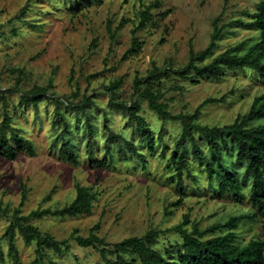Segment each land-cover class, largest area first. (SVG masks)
<instances>
[{"label":"rangeland","instance_id":"obj_1","mask_svg":"<svg viewBox=\"0 0 264 264\" xmlns=\"http://www.w3.org/2000/svg\"><path fill=\"white\" fill-rule=\"evenodd\" d=\"M152 1L0 0V90L8 97L12 125L32 141L35 150L33 155L18 151L12 159L0 156V207L17 206L22 185L27 188V198L22 205L25 214L37 208L69 204L75 198L76 185L91 187L95 193L87 212L32 219L42 232L68 241V250L60 253L46 250L41 264H48L49 259L58 264H104L94 248L78 245L71 236L74 229L77 234L87 236L96 223H99L98 235L110 243L143 235L151 229L158 230L161 234L157 247L162 250L181 241L172 227L182 223L186 214L188 220L184 227L188 230L194 224L205 228L223 223L230 216L251 214V218L241 220L235 228L240 244L253 238L264 239L262 218L248 199L249 184L244 186L246 198L242 202L234 201L227 194L219 196L216 189L208 186L203 168L191 162V173L196 181L185 177V190L181 192L168 168L173 141L180 133L179 123L165 122L163 145L157 140L163 121L146 100L139 97L140 113L156 138L155 150L149 152L139 143L125 114L108 106V93L104 88L120 78L117 98L128 100L136 73L146 75L153 64L159 68L167 63L183 66L190 42L196 51L209 43L215 17H220V26L237 18L248 20L244 11H254L260 0H161V6L152 9L153 19L147 28L137 33L140 49L123 58L131 44V30L137 23L138 12ZM109 21L112 29L123 22L111 49ZM223 31L226 33L217 42L214 55L242 40L250 45L259 38L258 31L242 27L227 26ZM94 37L98 38V46L90 53L88 46ZM93 74L96 76H91ZM49 82V92L58 96H69L78 89V98L92 97L94 104L86 111L96 129L94 151L98 159L104 156L103 124L106 123L138 145L139 151L145 154V163L119 155L118 148L111 145V164L91 165L85 154L84 116L72 112H66L65 116L78 164L61 159L58 155L61 127L52 123L54 103L46 99L36 105L20 101L21 92L35 84L47 86ZM162 84L172 113H192L205 100L214 99L200 109L199 123L204 125L230 124L249 110L255 97L264 96V84L250 69L226 72L218 80L200 79L194 83L171 78ZM175 85L181 89H173ZM62 110L67 109L62 107ZM236 169L243 172L239 164ZM178 199L179 204L172 205ZM10 219L0 212V264H15L3 237ZM15 244L17 264H33L35 243L27 244L17 234Z\"/></svg>","mask_w":264,"mask_h":264},{"label":"trees","instance_id":"obj_2","mask_svg":"<svg viewBox=\"0 0 264 264\" xmlns=\"http://www.w3.org/2000/svg\"><path fill=\"white\" fill-rule=\"evenodd\" d=\"M160 6L161 0H153L151 4L138 12L137 23L131 30V44L123 58H127L130 53H136L140 49L141 41L137 33L147 28L153 19L152 9ZM167 12L168 10L163 14ZM243 14L248 20L237 18L221 26L219 25L220 17H215L212 21L209 43L205 48L196 51L190 42L188 58L183 66L174 67L171 63H167L159 68L153 64L146 75L140 76L136 73L133 91L128 100L117 98V89L122 79L119 78L104 88L108 93V106L125 114L127 124L134 129L139 143L144 144L149 152L155 150L156 138L148 121L140 113L139 97L146 100L148 106L161 117L163 124L157 133V140L163 145L165 144V122L179 123L180 133L173 141L168 156V168L173 172L172 178L177 182L181 192L185 190L183 184L185 177L196 181L191 173V162L203 168L208 186L216 189L219 196L227 194L234 201L242 202L246 198L244 186L249 184L248 199L262 218L261 227L264 230V96L255 97L249 110L238 115L230 124L204 125L199 123L200 109L214 99L205 100L192 113H172L165 101L166 89L162 84L164 80L171 78L186 79L194 83L199 82L200 79L218 80L226 72L244 69L254 71L259 81L264 84V0L256 3L254 11H244ZM122 25L123 22H120L115 29H112L111 22L107 23L110 49L117 42V32ZM227 26L256 30L259 38L250 45H247L246 40H242L214 55L218 46L217 42L226 33L223 28ZM97 46L98 38L94 37L88 46L89 52L92 53ZM211 56L213 57L209 59ZM19 80L20 78L16 79V85ZM50 85V82L47 86L33 85L31 89L20 93V101L36 105L40 100L46 99L54 103L52 123L61 127L58 135L61 139L58 149L61 159L74 165L78 164L77 151L69 140V121L65 116L66 112H72L84 116L85 154L91 165L109 166L113 160L111 145L118 148L119 155L134 157L145 163V154L139 151L138 145L133 140L113 131L106 123L103 124L104 156L98 159L94 151L97 142L96 129L91 121V115L86 111L94 104L92 97L82 95L78 98V89L69 96H58L49 92ZM172 88L181 89L178 85ZM8 102L7 95L0 90V106L2 107L0 156L12 159L18 151L33 155L35 150L32 141L19 134L12 125ZM62 107L67 110L63 111ZM258 120L262 121L254 123ZM238 164L243 166L242 173L236 169ZM75 189V198L69 204L59 208H37L25 214L22 212V205L27 198V188L22 185L19 204L12 209L8 206L0 207V212L11 218L3 237L8 242L9 256L15 264L19 261L18 248L15 244L17 234L23 237L25 243H35L33 264H41L45 260L46 250L57 253L68 250L66 239L58 240L50 233L42 232L32 219L47 215L76 216L87 212L91 208L95 193L91 187L83 185H76ZM179 201V199L176 200L172 205L179 204ZM252 216L251 214L234 215L223 223H214L205 228H199L194 224L191 230H188L184 227L188 220L186 214L182 223L172 227V230L180 235L181 241L162 250L157 247L161 232L152 229L143 235L130 236L110 243L98 235L99 223H96L90 228L87 236L77 234L76 229L71 236L78 245L94 248L104 264H264V239L253 238L246 244H240L238 234L235 232L241 220ZM48 264H58V262L49 259Z\"/></svg>","mask_w":264,"mask_h":264}]
</instances>
